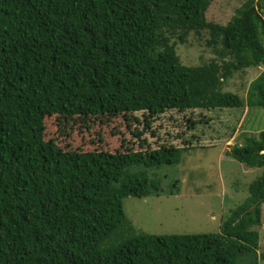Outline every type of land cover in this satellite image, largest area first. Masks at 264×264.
<instances>
[{"label": "trees", "instance_id": "1", "mask_svg": "<svg viewBox=\"0 0 264 264\" xmlns=\"http://www.w3.org/2000/svg\"><path fill=\"white\" fill-rule=\"evenodd\" d=\"M213 1L0 0V264L264 262L255 229L264 172L219 233L140 234L124 200L159 195L150 171L179 164L191 146L53 151L44 139L45 120L54 116L264 111V70L246 101L222 92L235 73L264 68V0H249L226 25L207 20ZM202 32L223 61L182 65L172 38L183 43ZM227 156L264 168V131Z\"/></svg>", "mask_w": 264, "mask_h": 264}, {"label": "rangeland", "instance_id": "2", "mask_svg": "<svg viewBox=\"0 0 264 264\" xmlns=\"http://www.w3.org/2000/svg\"><path fill=\"white\" fill-rule=\"evenodd\" d=\"M249 0H214L207 13L209 22L226 25ZM262 0H255L259 5ZM209 34L191 33L185 42L172 38L176 56L187 67L223 61L208 45ZM221 46L217 50H221ZM242 70L222 81V92L246 101L250 84L263 72ZM45 144L53 151L155 150L162 145L184 148L181 162L150 171L161 183L159 195L124 200V211L140 234L190 235L219 233L221 224L249 196L248 187L262 176L264 168H249L227 156L245 136L258 137L264 131V111L249 109L171 110L152 117L149 113L95 117L82 120L46 118ZM141 134V135H140ZM143 144V145H142ZM260 251L264 253V208ZM262 257V255H261ZM260 264H264L260 261Z\"/></svg>", "mask_w": 264, "mask_h": 264}]
</instances>
